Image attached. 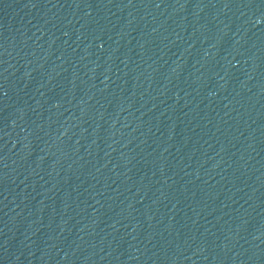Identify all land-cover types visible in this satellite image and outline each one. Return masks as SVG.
<instances>
[{"label": "water", "instance_id": "95a60500", "mask_svg": "<svg viewBox=\"0 0 264 264\" xmlns=\"http://www.w3.org/2000/svg\"><path fill=\"white\" fill-rule=\"evenodd\" d=\"M0 264H264V0H0Z\"/></svg>", "mask_w": 264, "mask_h": 264}]
</instances>
